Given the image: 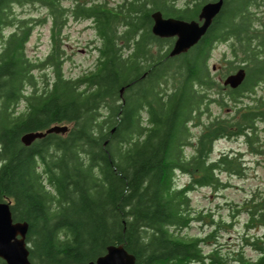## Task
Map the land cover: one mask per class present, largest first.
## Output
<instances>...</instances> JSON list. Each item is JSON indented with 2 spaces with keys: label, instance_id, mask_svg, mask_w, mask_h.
<instances>
[{
  "label": "trees",
  "instance_id": "16d2710c",
  "mask_svg": "<svg viewBox=\"0 0 264 264\" xmlns=\"http://www.w3.org/2000/svg\"><path fill=\"white\" fill-rule=\"evenodd\" d=\"M64 1L0 0V201L10 202L14 221L28 223L31 263L85 264L107 245L121 244L135 264H264V196L244 205L242 244L255 251L253 257L243 250L204 251L203 245L214 246L220 229L231 225L194 212L189 198L198 186L219 187V172H241L236 154L210 157L215 140L243 135L249 149L259 150L263 99L235 105L233 116L200 121L210 115L212 102L220 107L239 102L264 78V48L256 47L264 34L252 28L254 0L223 1L201 39L177 56L168 55L169 38L152 35L151 12L193 19L206 0L180 5L124 0L117 6L107 0ZM25 4L42 7L45 14L14 15V6ZM69 16L91 20L100 40L94 68L77 77L62 70ZM46 23L50 51L31 59L26 44L34 27ZM227 38H234L233 58L247 66L237 89L225 91L208 60L213 42ZM47 67L49 78L39 73ZM51 125L68 129L30 145L21 142L22 134ZM192 126L201 127L196 136ZM178 173L188 176L183 186L175 182ZM193 222L211 229L203 237L183 234ZM0 264H5L1 258Z\"/></svg>",
  "mask_w": 264,
  "mask_h": 264
},
{
  "label": "rangeland",
  "instance_id": "374dc122",
  "mask_svg": "<svg viewBox=\"0 0 264 264\" xmlns=\"http://www.w3.org/2000/svg\"><path fill=\"white\" fill-rule=\"evenodd\" d=\"M107 1L110 6H117V4L123 3L124 0ZM185 1L186 0H178L177 4H183ZM257 1L259 0H254L253 4L250 6L252 12L256 7L255 2ZM64 3L66 5H72L71 0H65ZM191 3H193V0ZM13 11L14 15L17 17L30 14H35V16L45 14L44 8H35L30 4L14 6ZM219 12L214 17H217L220 14ZM256 12L257 11H254L253 13ZM260 15L261 14H259V16ZM252 23L253 29L257 27L258 22L256 19ZM49 28V23L36 25L34 27L26 44V54L31 59L41 60L49 53L51 47ZM9 29L10 28H6L4 31L7 32ZM169 39L172 43V38ZM99 43L100 40L96 35L91 20L69 16L62 32V46L64 47L62 70L64 74L68 77H77L93 69L98 56V50L96 47ZM170 45H168V47ZM230 54V49L228 50L227 46L217 41L213 46L208 60V66L212 76L221 84L223 83V78L226 77V75L222 76L223 73L226 74V68L220 66V60L223 58V55L225 56V59H232ZM215 67L216 69H214ZM39 73H45L49 78L52 76V69L51 67H47L44 70H40ZM254 99L264 100V79L261 80V84L254 85L253 91L241 96L239 102L237 101L234 104L230 103L227 107H220L212 102L209 106L210 115L204 114L200 118V121L207 122L210 117L213 119V117L224 118L233 116L235 108L240 107L243 104L254 105ZM235 105L238 106L236 107ZM21 107L22 104L19 105V108ZM200 130V126L191 127V132L194 136H196ZM256 138L258 140L256 146L259 149L257 152L249 149L246 138L243 135L224 136L215 140L213 142V150L210 157L217 158L222 154H236V158H241V172H219V177L222 181L219 187L198 186L189 192L190 205L194 212L203 213V215L212 214L211 216L222 221L221 223L231 225L227 230L221 228V231L217 233L216 240H213L215 241L214 246L216 247L209 244L203 245L204 251L218 248L221 250L222 254H232L233 252L243 250L246 257H253L255 255L253 249L242 244V237L247 232L244 226L247 219L246 210L244 209L245 201L251 199L253 196L256 198H262L264 196V128L262 123H258V133ZM191 150L192 148L188 147L186 152L189 153ZM175 180L178 186H183L188 182V176L178 173ZM235 205H239V211L234 209ZM204 220L208 222L209 218H205ZM210 229L211 227L208 224L193 222L190 227L183 229L182 233L203 237L206 232L210 231ZM256 232H260V230L256 229ZM250 233H253V230H250ZM190 264L199 263L192 262Z\"/></svg>",
  "mask_w": 264,
  "mask_h": 264
},
{
  "label": "water",
  "instance_id": "95a60500",
  "mask_svg": "<svg viewBox=\"0 0 264 264\" xmlns=\"http://www.w3.org/2000/svg\"><path fill=\"white\" fill-rule=\"evenodd\" d=\"M223 0L205 2L199 10L198 19L184 20L174 17H163L160 10L150 14L152 19L151 31L160 38L175 37L169 56L187 52L206 33L214 16L220 11ZM246 76L243 67L228 74L224 85L235 88L242 83ZM67 125H51L44 131H30L21 135L24 145H30L34 140L49 133H64ZM28 223L14 221L9 201H0V258L5 264H32L29 259V244L26 241ZM135 256L121 244L106 246L105 252L85 264H135ZM79 264V263H67Z\"/></svg>",
  "mask_w": 264,
  "mask_h": 264
},
{
  "label": "flooded vegetation",
  "instance_id": "af4514ba",
  "mask_svg": "<svg viewBox=\"0 0 264 264\" xmlns=\"http://www.w3.org/2000/svg\"><path fill=\"white\" fill-rule=\"evenodd\" d=\"M210 1H215V0H210ZM223 1H225V0H223ZM206 2H208V1H206ZM259 2V3H258ZM204 4V3H203ZM202 4V5H203ZM201 5V6H202ZM255 5H256V7H255V9H254V11H257L256 13H253L251 10V13H252V15H254V17H255V19H256V21L258 22V24H257V27H255L253 30H254V32L257 34V35H260V36H262V34H264V22H263V20H264V0H259V1H257V2H255ZM200 6V7H201ZM199 10H200V8H199ZM155 11V10H154ZM153 12V11H152ZM151 12V13H152ZM199 13V12H198ZM259 14H261L260 16H259ZM162 15H163V13H162ZM163 17H173V16H164L163 15ZM174 18H176V17H174ZM216 17H214L213 19H212V22H211V24L210 25H212V23H213V21H214V19H215ZM180 19V18H179ZM193 19H198V14H197V17L196 18H193ZM184 20H192V19H184ZM153 23V22H152ZM151 26H152V24H151ZM209 28H210V26H209ZM208 28V29H209ZM207 29V30H208ZM150 30H151V28H150ZM151 33H152V31H151ZM152 35H154L153 33H152ZM154 36H156V35H154ZM156 37H158V36H156ZM160 38V37H159ZM169 38H172V43H171V45H170V48L172 47V45H173V42H174V40H175V37H169ZM231 40V41H230ZM215 42H217V41H214L213 42V45L212 46H214V44H215ZM219 43H222V44H224L225 46H227L228 47V50L230 49V52H231V56H232V51H231V46H232V44L234 43V38H227V39H224V40H222V41H220ZM256 43V42H255ZM257 45H256V47L258 48L257 50L258 51H261L263 48H264V41L262 42L260 39H258L257 40V43H256ZM212 49H213V47H212ZM262 53V55H263V57H264V50H263V52H261ZM225 56L223 55V58L220 60V66L221 67H232V66H235L236 67V69H238V68H241V67H243L245 70H246V66H247V62L246 61H239L238 59H234L233 58V56H232V59H225L224 58ZM264 62V61H263ZM214 69H216V67L214 68ZM235 71V70H234ZM233 72V71H232ZM229 73H226L225 75L227 76ZM224 79V78H223ZM264 79V78H263ZM256 84L257 85H259V84H261V80H258V81H256ZM222 85H223V89L225 90V91H227L228 90V88L229 89H237V88H231L229 85H224L223 83H222ZM239 86V85H238ZM237 86V87H238Z\"/></svg>",
  "mask_w": 264,
  "mask_h": 264
}]
</instances>
